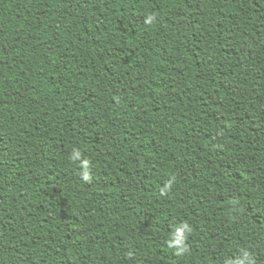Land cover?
Here are the masks:
<instances>
[{"label":"trees","instance_id":"trees-1","mask_svg":"<svg viewBox=\"0 0 264 264\" xmlns=\"http://www.w3.org/2000/svg\"><path fill=\"white\" fill-rule=\"evenodd\" d=\"M0 264H264V0H0Z\"/></svg>","mask_w":264,"mask_h":264},{"label":"clouds","instance_id":"clouds-1","mask_svg":"<svg viewBox=\"0 0 264 264\" xmlns=\"http://www.w3.org/2000/svg\"><path fill=\"white\" fill-rule=\"evenodd\" d=\"M153 20H154V17H151L150 16L146 22L148 24H151L153 22ZM76 155L79 156V153L77 152ZM84 167L87 169V167H88V163L87 162H85ZM84 179L85 180H90V176L87 174V172H85V174H84ZM168 187L170 188L171 187V184H169ZM184 226H185V228L188 231H191L188 228V225L187 224H185ZM183 244H184V237H183V233H181L180 236L175 239V244L174 245H171V246H173V247H180L181 248V253H178V254H182L183 251H187V249L183 247Z\"/></svg>","mask_w":264,"mask_h":264}]
</instances>
